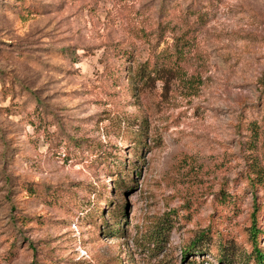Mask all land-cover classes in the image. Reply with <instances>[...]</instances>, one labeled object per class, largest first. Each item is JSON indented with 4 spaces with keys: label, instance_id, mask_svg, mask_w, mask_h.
I'll return each instance as SVG.
<instances>
[{
    "label": "rangeland",
    "instance_id": "374dc122",
    "mask_svg": "<svg viewBox=\"0 0 264 264\" xmlns=\"http://www.w3.org/2000/svg\"><path fill=\"white\" fill-rule=\"evenodd\" d=\"M262 232L264 0H0V264H257Z\"/></svg>",
    "mask_w": 264,
    "mask_h": 264
},
{
    "label": "trees",
    "instance_id": "16d2710c",
    "mask_svg": "<svg viewBox=\"0 0 264 264\" xmlns=\"http://www.w3.org/2000/svg\"><path fill=\"white\" fill-rule=\"evenodd\" d=\"M168 8V7H167ZM166 8V9H167ZM165 9V7H164ZM174 31V30H173ZM184 33L183 35H179L175 37V42L171 47H166L162 49L160 52H157V49L152 54V57H149L144 63H137L138 60L133 53L124 52L119 55L121 60H126L131 62L127 71L129 72V79L132 81L136 80H144L145 82L153 79V78H162L160 74L162 72L169 71V69L177 68L181 66L182 61L184 60V53L187 49L188 45L192 46V43L187 41ZM139 143L141 142L140 138L137 140ZM120 185V183H119ZM257 207L255 206L253 211V222H252V235L255 241H258V236L261 231H259L257 222ZM118 222V221H117ZM264 234V232H262ZM202 249V247H201ZM256 256L257 264H264V250L258 248ZM224 256V255H223ZM229 264L231 262L228 260Z\"/></svg>",
    "mask_w": 264,
    "mask_h": 264
}]
</instances>
